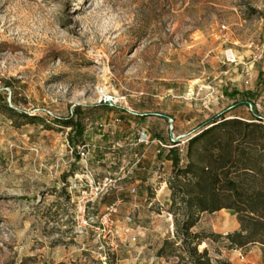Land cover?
<instances>
[{
  "label": "rangeland",
  "instance_id": "374dc122",
  "mask_svg": "<svg viewBox=\"0 0 264 264\" xmlns=\"http://www.w3.org/2000/svg\"><path fill=\"white\" fill-rule=\"evenodd\" d=\"M101 88L116 106H99ZM233 89L264 115V0H0V92L49 125L0 113V264H173L158 257L175 229L170 205L153 199L172 174L160 155L175 142L184 149L201 123L234 103ZM77 107L85 133L73 143L72 128L54 119H77ZM233 114L251 117L250 106ZM142 132L157 159L141 195L132 165ZM85 143L96 176L113 179L90 212L119 201L113 224L88 234L76 229L78 193L65 195ZM123 166L131 170L124 178ZM225 210L230 224L237 215ZM217 215L204 213L194 228L222 235L200 249L264 264L259 243L230 248Z\"/></svg>",
  "mask_w": 264,
  "mask_h": 264
},
{
  "label": "trees",
  "instance_id": "16d2710c",
  "mask_svg": "<svg viewBox=\"0 0 264 264\" xmlns=\"http://www.w3.org/2000/svg\"><path fill=\"white\" fill-rule=\"evenodd\" d=\"M226 95L234 103L201 123L184 149L175 142L160 155L172 165L169 211L175 229L159 248L158 257H174L173 264H231L213 259L207 247L200 249L204 241L217 240L221 234L194 230L204 213L222 209L233 210L240 224L239 229L226 235L230 248L259 243L264 256V115L258 112L250 94L233 89ZM249 104L251 117L226 115ZM0 113L15 122L49 126L46 118L17 109L1 92ZM75 115L77 119L56 117L54 122L71 127L75 135L70 139L78 143L84 140L82 121L86 113L77 107ZM65 195L70 198L69 193Z\"/></svg>",
  "mask_w": 264,
  "mask_h": 264
},
{
  "label": "built area",
  "instance_id": "2783aa9c",
  "mask_svg": "<svg viewBox=\"0 0 264 264\" xmlns=\"http://www.w3.org/2000/svg\"><path fill=\"white\" fill-rule=\"evenodd\" d=\"M231 62H234L236 60L235 56L232 54L229 58ZM249 83V81H246ZM99 95V103L110 105V106H116L118 103V98L115 97L113 94L109 93L108 91L104 89L98 90ZM153 141L150 140V137L147 136L145 132L140 133L139 139L137 140L138 144H146L149 145ZM159 143L162 146H166L163 144L162 141H159ZM118 145L121 147L122 145L118 143ZM74 149H72L71 152H73ZM161 150H158V153H160ZM145 152H135V162L132 165L133 167H136L142 162V159L144 158ZM76 156L79 157L78 164H80V167L73 173V175L70 177L71 181H69V195L71 194L73 196L74 191L78 193L77 199V210H78V216L76 218V229L81 232H85L88 234V231L90 230H100L105 228L106 226L113 224V213L117 212V204L118 202H114L110 205H107L105 207V211L103 214H94L90 212V210L93 208L95 201L98 198H101L107 190L112 186L113 179L112 177H104V178H98L96 176V173L91 165L92 157H90V146L89 144L85 143L78 147L76 150ZM125 161V159H123ZM127 167V166H126ZM125 166L121 168L123 171V178L127 176V174H130L131 170L127 169ZM66 185V183H64ZM136 187L132 188V192H136ZM128 220H131L129 217Z\"/></svg>",
  "mask_w": 264,
  "mask_h": 264
},
{
  "label": "crops",
  "instance_id": "0c3cea01",
  "mask_svg": "<svg viewBox=\"0 0 264 264\" xmlns=\"http://www.w3.org/2000/svg\"><path fill=\"white\" fill-rule=\"evenodd\" d=\"M138 149L140 150L139 152H145L144 158L142 159V162L139 164V166H136V170H137V176L139 177V180H136V183L139 184L141 183V185L138 187L139 189V193L142 195V193H144V186L148 183V181L146 180V174H150L151 170H152V166L155 164V159H157V156L154 154L155 153V147L151 146V145H145L143 143L139 144ZM147 154V155H146ZM102 162H104L102 160ZM91 163L93 164V160H91ZM162 164H171L169 160H165L164 162H161ZM172 170V166L169 165V169L166 173H164V175L171 173ZM136 187V186H135ZM137 189V188H136ZM137 192V191H136ZM145 194V193H144ZM170 197H171V190L168 186V183L164 182V185H162L161 189L158 190V194L157 197L153 198L154 200H160L162 198V202L163 204H166V206H169L171 201H170ZM142 199V198H140ZM213 214H218L217 215V225L215 226V228L219 229V232H225L228 233L229 231H233L239 228L240 224L237 220V218L235 217V214H230L232 217V221L229 224L228 219L225 217L228 215V213L226 212L225 209H222L220 211L214 212Z\"/></svg>",
  "mask_w": 264,
  "mask_h": 264
},
{
  "label": "water",
  "instance_id": "95a60500",
  "mask_svg": "<svg viewBox=\"0 0 264 264\" xmlns=\"http://www.w3.org/2000/svg\"><path fill=\"white\" fill-rule=\"evenodd\" d=\"M9 99L11 100V98L9 97ZM249 106H250V109H252V105L251 104H249ZM174 140V139H173Z\"/></svg>",
  "mask_w": 264,
  "mask_h": 264
}]
</instances>
